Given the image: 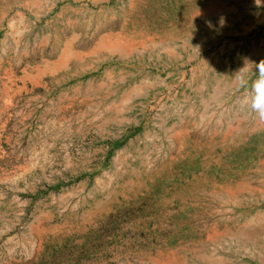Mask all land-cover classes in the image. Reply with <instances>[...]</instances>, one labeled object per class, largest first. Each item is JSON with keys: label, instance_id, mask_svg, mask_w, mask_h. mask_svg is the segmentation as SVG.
Returning <instances> with one entry per match:
<instances>
[{"label": "rangeland", "instance_id": "1", "mask_svg": "<svg viewBox=\"0 0 264 264\" xmlns=\"http://www.w3.org/2000/svg\"><path fill=\"white\" fill-rule=\"evenodd\" d=\"M244 57L264 0H0V264H264Z\"/></svg>", "mask_w": 264, "mask_h": 264}, {"label": "clouds", "instance_id": "2", "mask_svg": "<svg viewBox=\"0 0 264 264\" xmlns=\"http://www.w3.org/2000/svg\"><path fill=\"white\" fill-rule=\"evenodd\" d=\"M256 6L260 7L262 5V0H255ZM209 27H211V23ZM225 23L224 18L221 17L220 24L223 26ZM244 67H242L236 73V79L241 87H247L248 93L244 98V103L250 110L257 114L260 120L264 121V59L260 60L258 63L249 61L247 57H244ZM251 63L256 71L251 70L252 75L255 79L251 80L250 86L248 85V79L251 77H246L243 70L247 65Z\"/></svg>", "mask_w": 264, "mask_h": 264}]
</instances>
